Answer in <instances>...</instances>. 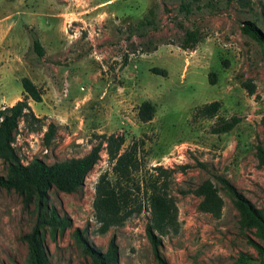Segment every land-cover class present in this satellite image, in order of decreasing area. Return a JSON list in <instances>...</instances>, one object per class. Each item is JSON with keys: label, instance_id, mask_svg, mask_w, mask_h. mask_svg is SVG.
I'll use <instances>...</instances> for the list:
<instances>
[{"label": "rangeland", "instance_id": "374dc122", "mask_svg": "<svg viewBox=\"0 0 264 264\" xmlns=\"http://www.w3.org/2000/svg\"><path fill=\"white\" fill-rule=\"evenodd\" d=\"M102 1L28 0L18 9V2L0 0V18L6 10L18 9L12 22H0V107L21 97L19 79L28 77L43 92L40 102H30L34 114L55 126L53 139L44 147L45 126L29 132L19 124L13 147L21 163L39 158L50 164L82 156L97 135L122 134L124 146L139 143V170L129 189L141 211L122 226L99 233L93 219L94 183L101 173L110 172L103 150L81 187L70 193L49 191V203L71 221L54 241L44 231L51 264L88 263L74 230L100 251L113 236L117 264H159L158 259L165 264H232L239 257L244 264H261L254 244L263 248L264 241L241 225L230 195L215 177L264 209V165L255 155V145L264 148V57L259 44L239 30L242 21L251 20L264 33V0L242 5L220 0L213 7L193 6L189 14L178 11V0H115L106 9L100 7ZM149 9H154V23L141 38L129 28ZM25 27L40 40L41 58L30 50ZM186 29H197L201 38L193 49L182 50L175 42ZM157 40L175 44L151 51ZM151 67L165 70V75L150 72ZM143 100L154 107L148 123L136 115ZM213 100L220 103L215 116L195 113ZM230 117L238 118L232 129L211 131L218 118ZM154 166L171 169L166 181L179 223L176 234L159 238L156 253L146 235L149 211L141 194ZM204 179L222 199L218 217L197 210L199 198L191 190ZM35 215L34 203L24 206L17 193L0 188V264L25 263L22 236Z\"/></svg>", "mask_w": 264, "mask_h": 264}, {"label": "trees", "instance_id": "16d2710c", "mask_svg": "<svg viewBox=\"0 0 264 264\" xmlns=\"http://www.w3.org/2000/svg\"><path fill=\"white\" fill-rule=\"evenodd\" d=\"M220 0H178V11L189 14L192 7L203 5L213 7ZM248 4L249 0H223L225 4L230 2ZM154 23V9H149L147 14L134 26L130 27L131 33L144 38L150 26ZM30 42V50L35 57L41 58L44 49L40 44L33 29L25 27ZM242 34L247 35L260 46L261 55L264 57V33L251 20H244L239 25ZM201 36L197 29H186L177 42L157 40L152 43L151 51L160 44H175L182 50L193 49ZM129 39V38H128ZM126 63V56L123 58ZM150 72L165 75V70L151 67ZM213 73L208 74L213 81ZM21 97L11 105L0 107V163L5 167V174L0 175V188L12 190L20 196L24 206L34 203L35 220L30 230L22 236L26 243V258L24 264H51L44 239V231L47 230L49 237L54 241L55 234L62 232L71 226L70 219L60 215L56 208L49 203L48 193L51 190L70 193L83 185L86 174L98 161L100 152L103 150L110 164V172L101 173L93 188L92 215L97 224V231L104 233L109 228H117L133 214L141 211L140 201L130 192L129 183L134 172L139 170V143L132 141L124 146L122 134L110 133L108 135L95 136L97 141L89 150L79 157H71L45 163L39 158H32L22 164L14 147V134L19 124L29 132L41 130V143L47 147L55 135V126L52 122L44 124L43 117L34 114L30 102L38 103L43 94L42 88L28 77L19 79ZM248 93L251 87L244 83ZM220 107L219 101L213 100L203 103L196 108L195 113L202 117L215 116ZM154 114V107L149 100H143L136 109V115L140 122L148 123ZM238 118H218L216 125L211 127L213 133H224L233 128ZM255 155L259 165H264V148L255 145ZM147 187L141 190L145 206L149 211V220L145 225L146 235L155 251L160 237L176 234L179 229L177 220V208L174 197L168 192L167 175L171 169L154 166ZM110 174V176H109ZM222 187L228 192L232 203L239 214L241 225L252 229L256 236L264 241V209L258 208L245 200L241 194L228 184L220 176L215 177ZM140 190L139 188H137ZM192 193L199 198L197 210L211 216L218 217L220 214L222 199L216 186L208 179L202 180ZM75 240L81 245L83 253L88 257L87 264H117V246L114 237L107 242L106 249L100 251L85 241L82 231H73ZM261 254V264H264V247L254 244ZM159 264H165L158 259ZM232 264H244V259L239 257Z\"/></svg>", "mask_w": 264, "mask_h": 264}, {"label": "crops", "instance_id": "0c3cea01", "mask_svg": "<svg viewBox=\"0 0 264 264\" xmlns=\"http://www.w3.org/2000/svg\"><path fill=\"white\" fill-rule=\"evenodd\" d=\"M11 2H18V6H19V8L18 9H21V7H20V4H21V2H23V4L25 5V4H27L26 2L28 1V0H10ZM115 0H104V1H102V4H101V6L100 7H102V8H107V6H109L110 4H112L113 2H114ZM30 6V5H29ZM18 9L17 8H14L13 10L12 9H9V10H6V11H9V13L7 14V15H5V16H3V17H1L0 18V22L2 23H4V21H9L10 20V22H12L11 21V18L15 15V14H13L15 11H18ZM45 11H46V8L43 10V14H41V16L43 15V17H46L45 16ZM31 12V11H30ZM9 23V22H8ZM13 25V24H12ZM28 25V24H27ZM39 42H40V40H39ZM41 44V43H40ZM42 45V44H41ZM21 93V92H20ZM17 99H19V98H17ZM15 101V100H14ZM13 101V102H14ZM12 102V103H13ZM12 103H10L9 105H11Z\"/></svg>", "mask_w": 264, "mask_h": 264}]
</instances>
